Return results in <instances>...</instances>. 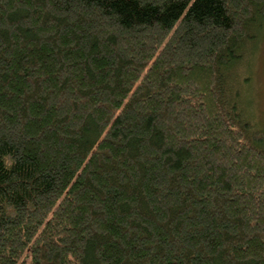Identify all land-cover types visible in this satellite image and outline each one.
I'll list each match as a JSON object with an SVG mask.
<instances>
[{"label": "trees", "instance_id": "trees-1", "mask_svg": "<svg viewBox=\"0 0 264 264\" xmlns=\"http://www.w3.org/2000/svg\"><path fill=\"white\" fill-rule=\"evenodd\" d=\"M263 29L264 0H0V264H264Z\"/></svg>", "mask_w": 264, "mask_h": 264}, {"label": "rangeland", "instance_id": "rangeland-1", "mask_svg": "<svg viewBox=\"0 0 264 264\" xmlns=\"http://www.w3.org/2000/svg\"><path fill=\"white\" fill-rule=\"evenodd\" d=\"M243 102L256 128L264 134V29L251 55L239 65Z\"/></svg>", "mask_w": 264, "mask_h": 264}]
</instances>
